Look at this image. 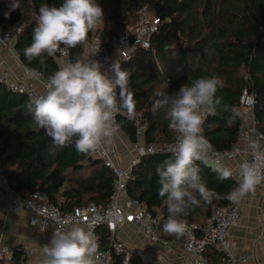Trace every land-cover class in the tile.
I'll return each mask as SVG.
<instances>
[{"label":"trees","instance_id":"obj_1","mask_svg":"<svg viewBox=\"0 0 264 264\" xmlns=\"http://www.w3.org/2000/svg\"><path fill=\"white\" fill-rule=\"evenodd\" d=\"M62 0H34L35 12L42 3L59 6ZM104 10L102 43L112 51L114 35L133 25L138 12L148 6L153 17L160 19L158 30L151 38V47H137L128 60H118L130 73V90L135 101L134 114H142L146 145L154 144L158 151L139 157L127 182L126 191L137 198L146 210L160 220V236L170 238L163 231L168 217L167 206L159 197L157 166L172 158L163 151L176 133L168 127L164 110L153 111L160 94L171 95L182 84L202 76L217 75L224 81L218 91L223 104L218 115L208 116L203 135L217 150L230 149L239 140L242 126L240 97L245 89L255 93L257 127L264 132V0H97ZM10 12L8 18L5 13ZM19 19L18 10L10 11L0 1V23L9 25ZM36 22L27 24L15 42L21 63L38 71L43 78L59 67L54 56L45 54V66L39 60L31 63L24 50L32 42ZM95 32L88 35L91 40ZM71 61L84 57L85 44L68 48ZM31 99L0 84V163L10 186L23 197L35 191L45 193L49 201L62 211H71L93 201L105 207L115 190V174L93 153L84 156L74 145L55 147L43 129L33 127ZM235 108L240 115L228 119ZM117 123L132 143H137L136 117L119 115ZM200 175L210 190L221 198L188 210L182 218L204 224L212 213V206H225L226 197L235 185L234 179L220 180L213 168L199 162ZM199 199V196L197 195ZM99 246L109 248L110 232L98 228ZM182 242V237L178 239ZM207 264H225L223 254L214 246L204 252ZM114 264H123L113 254ZM0 264H28L22 251L15 250L10 259ZM133 264H140L134 259Z\"/></svg>","mask_w":264,"mask_h":264},{"label":"clouds","instance_id":"obj_2","mask_svg":"<svg viewBox=\"0 0 264 264\" xmlns=\"http://www.w3.org/2000/svg\"><path fill=\"white\" fill-rule=\"evenodd\" d=\"M32 0H29L31 4ZM20 7V0H12L10 11ZM10 12L5 13L8 18ZM36 21L32 42L24 50L31 63L39 60L45 66V54L54 56L58 51L86 43L89 33L104 24V10L97 0H62L59 6L42 3L38 13L31 12ZM23 26L18 29L22 31ZM95 49L90 55L96 54ZM89 56L66 61L57 70L41 79L43 91L29 105L33 127L43 129L55 147L74 145L77 153L87 156L110 144L119 129L118 113L133 118L135 101L130 90V73L113 62L108 71L103 64ZM224 81L217 75L202 76L182 84L171 95L160 94L153 111L164 110L169 129L176 133L172 158L157 166L159 197L167 206L168 217L163 231L180 239L187 224L183 216L188 210L211 203L221 197L210 190L200 175L198 163L208 165L210 143L203 135L208 116L218 115L223 104L218 91ZM228 123L240 113L233 108ZM255 163L241 162L236 172L232 168L213 164L220 180L234 179L237 187L226 198L239 204L264 183V151L253 142ZM199 196V199L197 198ZM98 238L94 232L75 225L67 230L56 229L50 244L42 247L40 264H98Z\"/></svg>","mask_w":264,"mask_h":264},{"label":"built area","instance_id":"obj_3","mask_svg":"<svg viewBox=\"0 0 264 264\" xmlns=\"http://www.w3.org/2000/svg\"><path fill=\"white\" fill-rule=\"evenodd\" d=\"M5 2L10 8L12 0H0ZM146 8H148L146 6ZM19 19L9 25L0 23V50L7 48L12 50L18 36L29 23L31 12H35L34 0L29 4V0H20ZM160 19L151 17L142 10L140 20L135 27L128 28L114 35L112 38L113 49L110 51L105 48L102 43V36H95L85 43L84 57L91 54V50L95 49L96 54L90 55V59L98 60L103 64L102 72L112 75L108 71L109 66L118 60H128L132 52L141 47L149 49L151 47V38L158 30ZM23 26L22 31H18ZM63 51H58L54 57L60 65L63 62L71 61L69 49L62 46ZM19 57V56H18ZM21 62V61H20ZM43 76L33 68L22 64V75L14 76L8 70L0 69V84L6 86L9 90L20 93L33 99L41 94L43 90L36 87L41 84ZM255 93L245 89L240 97V108L242 113V126L239 132V140L230 149L217 150L210 143L208 154L209 161L216 165H223L238 170L241 162L247 160L255 163L254 152L251 144L255 142L260 151H264V132L257 127L255 117ZM119 115H127L126 113H118ZM136 117L137 132L139 136L144 134L145 124L142 123V114H134ZM176 137V135H175ZM176 140L168 143L163 151L172 154L175 148ZM146 147V148H145ZM158 151L154 144L145 145L141 148V155L146 153H154ZM101 159L104 164L109 167L115 174L114 186L115 190L110 202L102 207L91 201L82 206H76L71 211H62L54 206L48 196L40 191L33 192L28 197H23L16 192L9 183L7 174L4 172L0 163V190L9 193L12 196L11 209L22 214L28 223L32 226H38L45 235L46 229L53 226L55 229L67 230L72 226L79 225L90 229L98 238V228L107 227L111 236L109 248L103 250L99 247L100 260L98 264H114L113 254L122 258L123 264H133L136 257H140L141 264H148L149 257L142 249H132L124 240L118 236L119 229L126 223L134 224L137 232L145 236L150 242L158 243L161 241L160 236V220L150 211L146 210L142 203L134 197L127 194L126 185L131 177L133 167L138 163L139 157H131L127 164H124L119 150L111 145L106 144L93 153ZM237 187L235 181L234 188ZM233 188V189H234ZM257 188V187H256ZM245 198L239 204L228 202L225 206L213 205L212 213L209 219L204 223L188 222L187 229L182 236L183 248L190 260L194 264H207L204 252L208 246H214L223 254V262L225 264H246L250 254L247 251H235L229 242L230 231L239 224L241 207ZM47 241L42 242L40 248L25 247L18 245L12 247L7 244L0 245V259H10L15 250L22 251L27 257V263L36 253L41 252L42 247L48 245Z\"/></svg>","mask_w":264,"mask_h":264},{"label":"crops","instance_id":"obj_4","mask_svg":"<svg viewBox=\"0 0 264 264\" xmlns=\"http://www.w3.org/2000/svg\"><path fill=\"white\" fill-rule=\"evenodd\" d=\"M30 22H36L33 16L30 17ZM14 47L12 50H0V69L8 70L14 76H21L22 63ZM36 87L43 90L41 84ZM115 135L110 144L119 150L124 164H128L131 157L137 156L134 146L137 147L140 137L144 139V135L139 136L137 143H132L120 127ZM11 200V194L0 190V245L40 248L44 239L50 243L56 229L50 226L44 235L38 226L30 225L22 214L11 209ZM118 236L132 249L144 250L149 257L148 264H194L188 258L182 242L175 236L152 243L139 234L136 226L131 223L122 226ZM229 242L235 251L249 252L250 257L246 264H264V183L258 185L254 193L245 197L239 224L230 231ZM41 259L42 254L38 252L31 257L30 263L40 264ZM136 259L140 263V257Z\"/></svg>","mask_w":264,"mask_h":264},{"label":"rangeland","instance_id":"obj_5","mask_svg":"<svg viewBox=\"0 0 264 264\" xmlns=\"http://www.w3.org/2000/svg\"><path fill=\"white\" fill-rule=\"evenodd\" d=\"M148 7V6H147ZM142 10H146V13L149 15V16H151V17H153V14H152V11H151V9L148 7V8H146V6H144L139 12H138V14H139V17H138V20L136 21V22H134V24L133 25H131V26H129L128 27V30H130V29H132L133 27H135L136 25H137V23L139 22V20H140V16H141V12H142ZM103 28V25L101 26V28H99L97 31H95V36H102V29ZM94 36V37H95ZM116 136V135H115ZM127 142V141H126ZM125 142V143H126ZM127 144V143H126ZM146 144L144 143V139L142 138V136L140 137V139H139V142H138V144H137V147L136 146H134V149H136V154H137V156H140L141 155V148H143L144 146H145ZM146 148V147H145ZM130 161V160H129ZM129 164H127L126 166H128Z\"/></svg>","mask_w":264,"mask_h":264},{"label":"water","instance_id":"obj_6","mask_svg":"<svg viewBox=\"0 0 264 264\" xmlns=\"http://www.w3.org/2000/svg\"><path fill=\"white\" fill-rule=\"evenodd\" d=\"M213 164H214V162H212V161H209V163H208V167H211V168H213L212 166H213Z\"/></svg>","mask_w":264,"mask_h":264}]
</instances>
